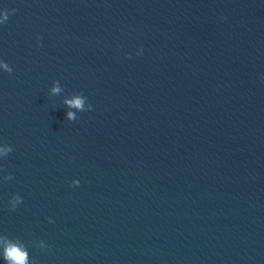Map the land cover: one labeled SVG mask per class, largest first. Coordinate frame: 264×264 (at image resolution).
I'll return each instance as SVG.
<instances>
[{"label":"water","instance_id":"1","mask_svg":"<svg viewBox=\"0 0 264 264\" xmlns=\"http://www.w3.org/2000/svg\"><path fill=\"white\" fill-rule=\"evenodd\" d=\"M8 242L264 264V0H0V264Z\"/></svg>","mask_w":264,"mask_h":264},{"label":"clouds","instance_id":"2","mask_svg":"<svg viewBox=\"0 0 264 264\" xmlns=\"http://www.w3.org/2000/svg\"><path fill=\"white\" fill-rule=\"evenodd\" d=\"M5 20L7 15H5ZM59 88H54L53 92H59ZM66 103L72 107L82 108L83 101L79 98L66 101ZM69 119H74V114L68 113ZM4 259L8 261V264H27V252L23 249L22 246H18L15 243L8 242L4 249Z\"/></svg>","mask_w":264,"mask_h":264}]
</instances>
